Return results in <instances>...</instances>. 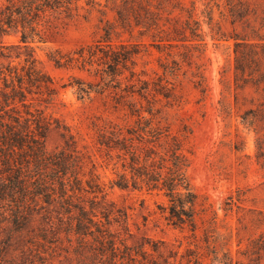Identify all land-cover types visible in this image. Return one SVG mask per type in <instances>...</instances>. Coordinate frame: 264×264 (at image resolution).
Segmentation results:
<instances>
[{"label": "trees", "instance_id": "1", "mask_svg": "<svg viewBox=\"0 0 264 264\" xmlns=\"http://www.w3.org/2000/svg\"><path fill=\"white\" fill-rule=\"evenodd\" d=\"M80 1L0 0V264H173V250L134 232L128 210L107 199L95 156L68 126L46 113L59 91L40 66L33 44L45 43L58 22L67 25L77 17ZM105 1H88L104 16L107 9L114 12V20L102 19L100 38L73 50L50 51L49 58L57 68L98 78L88 82L74 77L70 84L81 97L113 90L115 110L133 119L126 124L93 122L95 145L108 166L113 165L111 187L162 194L167 202L159 209L168 223L196 233L205 209L187 176L189 131L173 135L170 126L163 125L165 109L159 107L172 97L169 76L175 77L177 68L163 63L165 77L151 81L148 70H137L141 44L115 41L121 32L135 29L153 36L160 23L154 7H159L153 0ZM195 10H187L182 28L160 39L161 46L167 41L179 49L188 41L203 40L201 23L193 19ZM11 33L20 36L18 44L2 41ZM235 52L237 82L242 76V88L252 83L264 91V43L243 50L237 45ZM169 55L176 65L188 58L180 51ZM54 131L61 143L50 150Z\"/></svg>", "mask_w": 264, "mask_h": 264}, {"label": "rangeland", "instance_id": "2", "mask_svg": "<svg viewBox=\"0 0 264 264\" xmlns=\"http://www.w3.org/2000/svg\"><path fill=\"white\" fill-rule=\"evenodd\" d=\"M88 1H80L79 15L67 25L58 22L45 43L33 44L40 66L54 78L59 91L46 113L68 126L81 146L95 156L107 185V199L128 210L134 232L173 250V264H264V91L252 83L242 88L244 78L237 82L235 71L237 45L243 50L248 44L264 43V0H153L160 17L153 33L157 41L139 29L121 32L115 40L141 44L137 70H148L151 81L165 77L163 63L177 68L176 76H169L172 97L163 99L159 107L165 109L162 123L170 126L173 135L189 131L187 176L205 209L196 233L168 223L159 209L167 202L162 194L111 187L113 165L108 166L95 145L93 122L126 124L133 119L124 110H115L113 90L81 97L70 84L74 77L88 82L98 78L78 69L57 68L49 58L56 49L69 51L92 44L103 33L102 19L114 20L111 9L104 16L99 6L92 7ZM193 6V19L205 33L203 40L188 41L179 49L167 41L161 46L159 40L174 35L173 28H182ZM2 41L18 44L20 36L11 33ZM172 51L185 52L188 58L176 65L169 55ZM60 143L59 133L52 132L48 148L54 150Z\"/></svg>", "mask_w": 264, "mask_h": 264}]
</instances>
